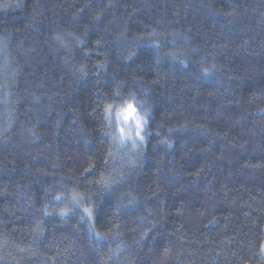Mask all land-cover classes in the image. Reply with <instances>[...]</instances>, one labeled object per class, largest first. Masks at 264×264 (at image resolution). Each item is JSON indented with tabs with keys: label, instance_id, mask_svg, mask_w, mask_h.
Listing matches in <instances>:
<instances>
[{
	"label": "trees",
	"instance_id": "16d2710c",
	"mask_svg": "<svg viewBox=\"0 0 264 264\" xmlns=\"http://www.w3.org/2000/svg\"><path fill=\"white\" fill-rule=\"evenodd\" d=\"M263 242L264 0H0V264H264Z\"/></svg>",
	"mask_w": 264,
	"mask_h": 264
},
{
	"label": "rangeland",
	"instance_id": "374dc122",
	"mask_svg": "<svg viewBox=\"0 0 264 264\" xmlns=\"http://www.w3.org/2000/svg\"><path fill=\"white\" fill-rule=\"evenodd\" d=\"M128 106L124 107L123 110L119 111L117 113V116L115 117V119L117 120L116 128L120 132L121 137L124 139L134 138L135 135L140 133L141 128L143 126V119H141L140 115L136 112L135 109L133 111V115L129 117L128 120L123 119V113L127 110ZM136 117H139L138 125H137V120L135 119ZM262 252L264 254V245Z\"/></svg>",
	"mask_w": 264,
	"mask_h": 264
},
{
	"label": "clouds",
	"instance_id": "9594fccd",
	"mask_svg": "<svg viewBox=\"0 0 264 264\" xmlns=\"http://www.w3.org/2000/svg\"><path fill=\"white\" fill-rule=\"evenodd\" d=\"M129 106H131V105H129ZM129 106H128L127 110L123 113V119L124 120H128L129 117H131L133 115V111L130 110ZM135 119L137 120V125H138L139 117H136Z\"/></svg>",
	"mask_w": 264,
	"mask_h": 264
},
{
	"label": "snow or ice",
	"instance_id": "6c2138e0",
	"mask_svg": "<svg viewBox=\"0 0 264 264\" xmlns=\"http://www.w3.org/2000/svg\"><path fill=\"white\" fill-rule=\"evenodd\" d=\"M130 110L134 111V109H132V106H129Z\"/></svg>",
	"mask_w": 264,
	"mask_h": 264
}]
</instances>
